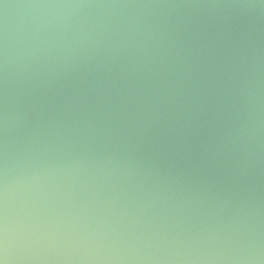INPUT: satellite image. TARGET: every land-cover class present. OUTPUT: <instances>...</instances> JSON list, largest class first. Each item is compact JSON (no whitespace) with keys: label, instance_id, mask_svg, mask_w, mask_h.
Returning <instances> with one entry per match:
<instances>
[{"label":"clouds","instance_id":"obj_1","mask_svg":"<svg viewBox=\"0 0 264 264\" xmlns=\"http://www.w3.org/2000/svg\"><path fill=\"white\" fill-rule=\"evenodd\" d=\"M0 264H264V0H0Z\"/></svg>","mask_w":264,"mask_h":264}]
</instances>
